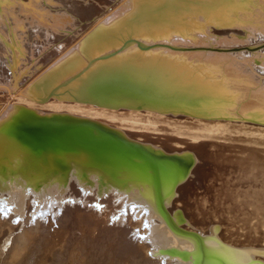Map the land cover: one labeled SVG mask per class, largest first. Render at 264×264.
<instances>
[{
    "label": "bare ground",
    "instance_id": "bare-ground-1",
    "mask_svg": "<svg viewBox=\"0 0 264 264\" xmlns=\"http://www.w3.org/2000/svg\"><path fill=\"white\" fill-rule=\"evenodd\" d=\"M263 8L0 0V157L10 158H0V237H13L12 251L55 223L77 233L75 264H264V220L253 216L264 207V34L242 25ZM52 114L113 127L146 158L133 163V147L106 144L86 166L53 148L57 173L42 172L28 163L33 142L9 135L33 134ZM235 190L243 206L255 203L242 222L225 215L237 208Z\"/></svg>",
    "mask_w": 264,
    "mask_h": 264
},
{
    "label": "water",
    "instance_id": "water-1",
    "mask_svg": "<svg viewBox=\"0 0 264 264\" xmlns=\"http://www.w3.org/2000/svg\"><path fill=\"white\" fill-rule=\"evenodd\" d=\"M42 118L46 121L33 131V134L9 135L11 141L14 142L15 145L20 144V147L23 146V144L26 145L29 141L33 142L32 147L37 156L33 160L28 161V163L34 164V167L40 168L42 172L51 171L57 173V169L48 164L47 161L49 160L48 158H50L47 150L53 148L61 152L76 154L77 157L69 161L83 163L86 166L93 165L87 161L90 154L103 153L109 149L108 146L104 147L106 144L120 148L128 146L133 147L134 150L130 151V153L129 150H127V158L133 163L139 161L137 160L139 158H146L143 151L140 150L142 146L140 143L128 139L117 129L108 125H104L92 119L71 117L66 114H52L51 116H44ZM59 120L65 123V127H60L59 122L58 125H55ZM5 135L6 137L8 136V134ZM28 139L29 141H27ZM28 155L29 154L26 153V155L23 156L26 161ZM0 158L10 159L5 156V154ZM125 180H127V175L120 179L119 182L123 184Z\"/></svg>",
    "mask_w": 264,
    "mask_h": 264
},
{
    "label": "rangeland",
    "instance_id": "rangeland-1",
    "mask_svg": "<svg viewBox=\"0 0 264 264\" xmlns=\"http://www.w3.org/2000/svg\"><path fill=\"white\" fill-rule=\"evenodd\" d=\"M93 5H94L93 6L94 8L95 6L98 5V3H94ZM94 10L97 11V9L95 8ZM262 11L264 13V8L262 9ZM40 12L44 14L46 10H41ZM256 20H258V22H256ZM263 21H264L263 16L262 17L256 16L254 18L247 19L246 22L243 23L242 25H249V26H254V27L257 26L256 27L257 30L255 33L256 34L262 33L260 35L263 36L264 34L263 33L264 32L263 31L264 30ZM82 24L85 25V22H82ZM176 27L174 28L180 32L181 31L180 27L179 26H178L179 28H176ZM262 27L263 29H261ZM216 28L220 30L222 29V26L216 25ZM71 30L72 29L68 30L66 33L71 34ZM243 32L244 34H246L248 33V30L247 31L243 30ZM191 33L192 31L187 32L186 34L191 35ZM244 34L241 33V34H238L237 36L240 37V39H245L247 35H244ZM32 45H34L33 47H36V48L38 47V45H36L35 43ZM263 47H264V43L260 45L259 48H263ZM44 52L40 53L38 57L39 58L42 57ZM27 56H28V53H26L24 58H27ZM39 58L38 59H36V57L30 58L29 59L30 63L27 64L28 67L25 66V69L29 70L30 67H34L35 65H37V62H39L40 60ZM4 59L6 62L5 63L6 68L11 67L12 63L9 62L10 61L9 58H7V56L6 57L4 56ZM256 63L260 65L259 60L256 61ZM22 71L23 69H21L20 72H18L20 76L18 73L16 74L18 75L19 80H21V78L24 77V75H27L26 73H24V75L21 74ZM11 78L14 79L13 77ZM251 121L255 122L256 124L258 123L254 120H251ZM236 193L237 191L235 190L234 194L237 196L236 197V202H237L236 207L237 208L232 213L225 212V215H229L231 217H233L232 214H234L235 216L237 215L240 221L241 219H244L246 216H248L246 211L248 210L252 211L254 209L255 203L249 204L248 206H243L242 197H240L241 195L237 193L239 195L238 197ZM253 216L255 218L260 217V220H264V207H257V208L255 207V213L253 214ZM59 226L60 225H56L55 223H52V224H45V226L39 227V228L34 227L32 230L29 231L28 235L26 236L29 242V244L27 245L28 247H26V245L24 246L23 243H20V241L17 240V243L19 242L20 246L15 251H12V238L13 237H0V264H75L80 254L78 252V247L76 245V241L78 238L77 233H61V230H58L60 228ZM15 232L18 233L19 230L17 229ZM25 247L27 251L25 250ZM5 252L7 253V255L5 254ZM22 252L25 253V256H24L25 258H21V259L17 258V256L21 254Z\"/></svg>",
    "mask_w": 264,
    "mask_h": 264
}]
</instances>
